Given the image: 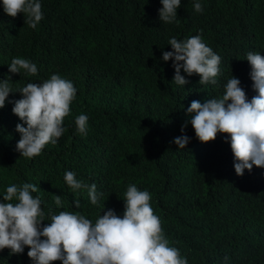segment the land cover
<instances>
[{"label": "trees", "instance_id": "1", "mask_svg": "<svg viewBox=\"0 0 264 264\" xmlns=\"http://www.w3.org/2000/svg\"><path fill=\"white\" fill-rule=\"evenodd\" d=\"M39 2L43 19L32 29L23 13L6 14L0 0V80L11 76L13 91L0 109V202L8 186L32 183L46 219L49 211H70L94 223L104 210L122 216V199L134 184L150 193L164 235L188 264H264V168L238 176L225 134L202 143L190 123L181 132L191 102L219 98L233 75L249 100L256 95L246 55H264V0H199V13L195 0H181L170 24L159 18L161 0ZM195 35L221 57L216 85H199L198 75L183 70L190 83L178 85L173 61L162 59L163 51H172L171 38ZM16 57L36 64L37 75L10 73ZM53 74L77 89L65 132L40 155L22 157L16 125L23 122L12 111L22 94L15 91ZM80 114L88 117L86 135L76 129ZM185 134L190 142L179 149L174 140ZM66 171L96 184L103 193L98 205L87 189L72 192ZM54 195L61 196V206ZM28 251L11 255L4 249L0 264H33Z\"/></svg>", "mask_w": 264, "mask_h": 264}, {"label": "clouds", "instance_id": "2", "mask_svg": "<svg viewBox=\"0 0 264 264\" xmlns=\"http://www.w3.org/2000/svg\"><path fill=\"white\" fill-rule=\"evenodd\" d=\"M159 18L162 23L176 21L181 0H161ZM4 12L15 18L23 13L25 24L36 29L43 19L39 0H3ZM196 12H202L199 0L193 4ZM172 51H163L162 59L173 61V82L185 86L190 83L181 75H198L199 85L218 83L221 57L203 40L195 35L182 41L175 37L169 40ZM246 60L251 66L249 73L252 89L256 93L251 100L234 75L224 85L219 98H210L201 103L193 100L187 113L190 120L181 128L183 133L188 123L193 127L197 139L202 143L213 142L218 134H225L234 155V168L238 176L253 166L264 168V55L248 52ZM9 72L27 76L38 73L36 64L28 59L16 57L8 65ZM11 76L0 80V109L5 107L12 89ZM22 98L12 103L13 113L23 123L16 125L20 133L16 150L25 158L42 153L49 143L56 144L65 132L64 119L71 111L70 105L77 89L70 80L53 74L42 82L28 83L18 91ZM26 125V126H25ZM77 132L87 134L88 117L80 114L75 118ZM190 137H176L179 149H186ZM64 181L72 192L87 189L92 205H98L103 193L97 192L95 183L87 185L77 179L76 173L66 171ZM38 187L32 183L12 184L6 188L0 202V251L9 249L11 255L22 254L28 247V257L33 264H188L180 250L170 246L163 233L161 220L151 207V195L129 184L124 194V212L103 211L95 222L79 212L59 211L53 214L42 209V200L32 193ZM57 206L62 198L54 195ZM76 208L80 201H74ZM47 221V223H45ZM228 257H225L227 260Z\"/></svg>", "mask_w": 264, "mask_h": 264}]
</instances>
